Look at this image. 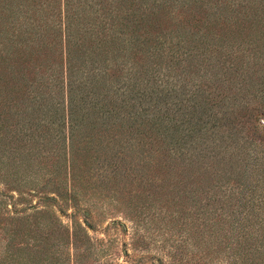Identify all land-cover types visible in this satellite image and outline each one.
I'll list each match as a JSON object with an SVG mask.
<instances>
[{"label":"rangeland","instance_id":"obj_1","mask_svg":"<svg viewBox=\"0 0 264 264\" xmlns=\"http://www.w3.org/2000/svg\"><path fill=\"white\" fill-rule=\"evenodd\" d=\"M64 1L54 0L62 48L49 62L56 77L69 74L63 54ZM167 1L122 0L112 13L114 28L121 32L115 36L121 39L117 61L134 67L149 91L145 100L136 99L123 110L127 117L134 109L153 114V130L125 123L98 132L96 139L75 132L72 145L66 139L53 142L44 130V139L36 137L40 143L33 144L35 129L22 126L18 108H11V117L0 115V243L10 239L9 264L17 263L18 250L41 240L47 252L39 264L59 263L68 254L69 260L74 254V264H200L196 247L191 248L196 257L184 251L170 260L167 251L179 245L172 241L186 234L171 235L168 229L187 224L196 239L197 227L190 224L202 208L209 211L206 217L224 222L223 228L236 218L249 230L253 222L242 221L245 215L264 220V33L242 22L264 18V0ZM69 4V14L83 6L93 12L90 19L97 15L94 29L84 27L99 36L91 39L100 48V26L109 22L106 1ZM46 64L26 68L22 89L14 93L18 102L37 97L31 84L52 72L45 67L44 73ZM88 65H79V72ZM59 99L62 103V95ZM178 108L197 113L181 124L173 117ZM221 214L225 220H219ZM78 225L86 232L77 231ZM253 255L254 264H264V254ZM232 260L236 257L211 264Z\"/></svg>","mask_w":264,"mask_h":264},{"label":"trees","instance_id":"obj_2","mask_svg":"<svg viewBox=\"0 0 264 264\" xmlns=\"http://www.w3.org/2000/svg\"><path fill=\"white\" fill-rule=\"evenodd\" d=\"M3 1L5 5L0 7V115L11 117L13 110L18 108L19 111L16 115L19 116L18 121L23 122L22 126L28 125L35 129L33 144L40 143L39 139H35L36 137L44 139L42 133L44 130L48 131L47 134L53 138V142L58 143L60 140L65 141L66 139L68 144L72 145L75 142V132H79L80 136H88L92 139L98 135V132L114 130L117 126L121 128L125 123L131 126L138 124V126L146 129L151 126L153 114L139 115L134 109V114L128 112L129 117H127L123 110L124 107H130L132 105L130 102H134L136 99L145 100L149 91L140 85L139 78H136L138 72L134 71V67H127L125 62L117 61L118 52L121 49L116 48L121 39L115 38V36L121 32L114 28L116 17L112 13L118 11L119 8L116 4H122V0H104L108 6L103 8L106 12L105 18H108L109 22H102L100 26V31L102 30L100 48L93 46L94 40L91 39L93 35H95V39L99 36L84 27L85 23L94 29L97 15L94 13L96 17L90 19V13L93 12H85L83 6L69 14L72 4L66 5L68 0L64 1L62 5L64 17V22L62 21L63 54L65 63L69 65V68H66V73L69 72V74L62 76L60 73L57 77L53 64L49 63L58 50L62 53L61 45L58 48L57 33L60 26L56 23V16L59 21V15L54 13V0ZM65 6L67 10H65ZM259 18L261 20L248 17L242 19V22L247 26V29L257 30L261 34V32L264 33V29L262 30L264 18ZM98 52L99 55H97ZM97 56L103 59L99 60L98 58L99 63L96 64ZM43 60L48 63L44 69L46 67L48 70L52 67V72L47 76L43 74L41 78L32 82L31 86L34 85L32 93L37 94V97H32V101L29 103L18 102V96L14 93L22 89L19 84L24 80L26 68L30 64L33 65L34 62H43ZM86 61L89 65L82 72H79L78 66ZM41 65L39 64V67ZM75 66L76 70H74ZM114 77L116 79L112 80ZM118 82L124 85V91H119L118 87L122 85ZM111 93L113 95H110ZM59 95H62V103ZM124 96H127L126 100ZM56 97L59 99L58 101ZM13 107L15 108L11 110ZM180 110L179 108L174 110L173 117L179 119L174 121H179L181 124L186 121L191 112L197 113L195 110L189 113ZM170 111L171 109L168 110V113ZM60 113H62L61 118ZM202 113L206 112L203 110L200 114ZM62 129L67 130L66 136ZM151 129L153 130L152 126ZM61 134L64 136H60ZM54 154L57 158V153ZM68 154V175L71 177L74 168L72 170L70 152ZM54 168L59 175L58 165L55 164ZM105 182V179L102 180V183ZM208 213V210L202 208L197 213L196 222L190 224V227H197L198 236L196 239H193L190 233L192 231L187 230V224H176L178 225H175L176 228L168 229L171 235L174 233L186 234V236L180 235L178 240L172 241L179 245L175 246L172 252L167 251L170 260H174L175 257L180 258L184 251L190 256L196 257V253L191 252L192 247L197 248L196 252L200 264H211L212 261L221 259L230 260L232 257H236V260L228 261L227 264L251 262L254 264L253 254H264V220L254 222L249 215H245L246 217H243L242 221L250 220L253 222L249 226V230L245 223L239 222L236 218L232 219L233 222L228 225V228H223L220 225L225 226L226 224L222 221L214 222L215 215L206 217L205 215ZM220 219L225 220L224 214L219 215ZM76 227L77 231L84 230L86 232L81 225ZM76 234L78 233L75 232ZM85 236L87 237L88 234L85 233ZM192 240L195 241V244L191 242ZM3 241L4 239H2V244L0 243V264H9L11 260L8 258L12 255L10 239L8 238L6 242ZM90 241L88 237V245H91ZM171 248L173 247L171 246ZM232 250L233 254H230ZM260 250H263V253L258 252ZM226 251H228L227 256H223ZM46 252L42 240L33 245L29 244L18 250L17 253L19 254L15 253L19 258H17V263L13 262V264H39V261L46 259ZM78 256L79 253L75 257ZM69 257V254L62 257V261L59 263L74 264V254L72 259L69 260Z\"/></svg>","mask_w":264,"mask_h":264}]
</instances>
